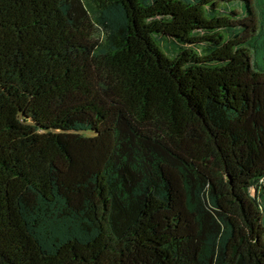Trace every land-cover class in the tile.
Instances as JSON below:
<instances>
[{
	"label": "trees",
	"instance_id": "trees-1",
	"mask_svg": "<svg viewBox=\"0 0 264 264\" xmlns=\"http://www.w3.org/2000/svg\"><path fill=\"white\" fill-rule=\"evenodd\" d=\"M0 264H264V0H0Z\"/></svg>",
	"mask_w": 264,
	"mask_h": 264
},
{
	"label": "rangeland",
	"instance_id": "rangeland-1",
	"mask_svg": "<svg viewBox=\"0 0 264 264\" xmlns=\"http://www.w3.org/2000/svg\"><path fill=\"white\" fill-rule=\"evenodd\" d=\"M104 35V31L99 26L96 27V36L100 37ZM227 35V34H226ZM174 45L168 44L162 47V51L166 53L169 57L173 56V51H175Z\"/></svg>",
	"mask_w": 264,
	"mask_h": 264
}]
</instances>
